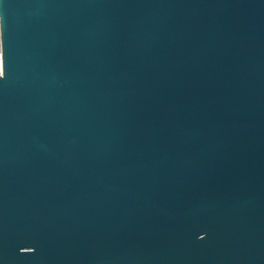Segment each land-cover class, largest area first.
Returning a JSON list of instances; mask_svg holds the SVG:
<instances>
[{"label":"water","instance_id":"obj_1","mask_svg":"<svg viewBox=\"0 0 264 264\" xmlns=\"http://www.w3.org/2000/svg\"><path fill=\"white\" fill-rule=\"evenodd\" d=\"M0 15V264H264V0Z\"/></svg>","mask_w":264,"mask_h":264},{"label":"snow or ice","instance_id":"obj_2","mask_svg":"<svg viewBox=\"0 0 264 264\" xmlns=\"http://www.w3.org/2000/svg\"><path fill=\"white\" fill-rule=\"evenodd\" d=\"M0 4H3V0H0ZM0 57H2L3 62V74L0 76V82H3L7 79V58L4 42V17L2 15H0ZM204 235H206V233ZM204 235H201L200 239H204ZM29 248L31 249V252L35 251V249L31 247L23 248L22 251H25Z\"/></svg>","mask_w":264,"mask_h":264},{"label":"clouds","instance_id":"obj_3","mask_svg":"<svg viewBox=\"0 0 264 264\" xmlns=\"http://www.w3.org/2000/svg\"><path fill=\"white\" fill-rule=\"evenodd\" d=\"M3 74V62H2V57H0V76Z\"/></svg>","mask_w":264,"mask_h":264}]
</instances>
